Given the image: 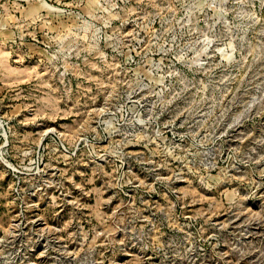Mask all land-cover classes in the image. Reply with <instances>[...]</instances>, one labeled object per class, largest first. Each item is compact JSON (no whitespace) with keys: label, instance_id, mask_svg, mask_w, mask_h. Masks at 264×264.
<instances>
[{"label":"rangeland","instance_id":"obj_1","mask_svg":"<svg viewBox=\"0 0 264 264\" xmlns=\"http://www.w3.org/2000/svg\"><path fill=\"white\" fill-rule=\"evenodd\" d=\"M0 264H264V0H0Z\"/></svg>","mask_w":264,"mask_h":264}]
</instances>
